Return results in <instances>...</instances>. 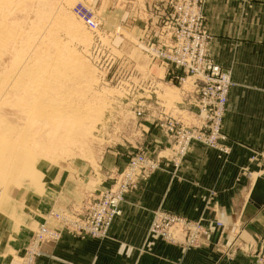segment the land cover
<instances>
[{
    "label": "rangeland",
    "instance_id": "rangeland-1",
    "mask_svg": "<svg viewBox=\"0 0 264 264\" xmlns=\"http://www.w3.org/2000/svg\"><path fill=\"white\" fill-rule=\"evenodd\" d=\"M115 1L0 0V28L9 32L0 42L1 228L17 222L19 213L17 224L26 228L23 213L35 212L41 220L33 226L32 236L46 223L62 230V237L67 233L103 239L112 225L103 237L79 236L67 232L53 213L87 215L95 201L119 186L137 154L173 164L174 140L162 123L194 121L195 106L189 101L195 98L191 91L195 77L163 54H198L204 48L221 66L207 24L208 0H192L191 14L174 12L178 2L190 0H154L148 9V4L137 6L134 15L124 0ZM83 6L91 10L95 27L78 14ZM222 68L232 78V71ZM153 127L161 131L159 150V142L150 139ZM155 172L139 176L137 184ZM136 186L123 193L121 214L125 195ZM157 210L178 219L183 230L173 233L181 248L212 247L227 262L240 257L247 264L264 262V231L215 236L199 219ZM218 221L224 230L225 220L216 225ZM49 256L38 257L35 264Z\"/></svg>",
    "mask_w": 264,
    "mask_h": 264
},
{
    "label": "crops",
    "instance_id": "crops-1",
    "mask_svg": "<svg viewBox=\"0 0 264 264\" xmlns=\"http://www.w3.org/2000/svg\"><path fill=\"white\" fill-rule=\"evenodd\" d=\"M153 1L124 0L131 15L138 12L137 6L148 4V9ZM206 14L220 65L232 71L234 82L222 124L230 152L195 142L178 168L164 160L161 169L125 195L122 214L107 237L66 233L37 264H247L241 257L227 262L212 247L184 249L149 233L153 212L159 208L180 218L199 219L215 236L264 231V208L252 220L244 214L264 171V0H208ZM149 135L159 142L156 150L162 147L159 128L153 127ZM23 218L28 219L26 228L17 224L20 213L17 222L0 227V264H19L32 228L41 220L35 212L23 213ZM219 219L225 220L224 230L216 225Z\"/></svg>",
    "mask_w": 264,
    "mask_h": 264
},
{
    "label": "built area",
    "instance_id": "built-area-1",
    "mask_svg": "<svg viewBox=\"0 0 264 264\" xmlns=\"http://www.w3.org/2000/svg\"><path fill=\"white\" fill-rule=\"evenodd\" d=\"M176 14H191L193 12L192 0L178 2L174 8ZM78 14L91 28L97 25L96 20L91 16V10L85 6L78 9ZM205 32L201 39L204 40ZM200 39V38H198ZM179 70L193 77V94L195 98L189 101L190 106H195L194 121L184 122L181 118L165 120L162 123L165 133L173 138L174 145L171 147L170 161L175 168H178L183 158L189 151L192 144L199 142L211 148L229 153L226 147V135L222 130L223 118L228 102V95L233 84L231 72L223 69L214 63L204 48L198 54H163ZM158 159H153L144 154H137L129 162L119 186L115 190H108L101 198L95 201L89 208L87 215L83 217L70 216L67 214L53 213V217L66 225L67 232L79 236H92L100 238L107 234L114 220L121 214L120 203L123 201V193L136 186L139 176H147L161 169ZM177 220V222H175ZM217 225L223 227L224 223L218 221ZM195 227V226H194ZM192 228L194 232L195 228ZM188 228V229H189ZM183 230L178 226V219L170 217L161 210L153 213V219L149 228L151 235H157L164 240L176 243L177 239L173 231ZM191 232V233H193ZM62 230L50 227L48 224H41L34 232L32 239L25 250L21 264H35L40 256L49 255L48 246L61 240ZM260 260V264H264ZM259 264V262H258Z\"/></svg>",
    "mask_w": 264,
    "mask_h": 264
},
{
    "label": "water",
    "instance_id": "water-1",
    "mask_svg": "<svg viewBox=\"0 0 264 264\" xmlns=\"http://www.w3.org/2000/svg\"><path fill=\"white\" fill-rule=\"evenodd\" d=\"M264 206V175L256 179L250 194L249 202L246 204L244 214L247 218L252 217Z\"/></svg>",
    "mask_w": 264,
    "mask_h": 264
},
{
    "label": "bare ground",
    "instance_id": "bare-ground-1",
    "mask_svg": "<svg viewBox=\"0 0 264 264\" xmlns=\"http://www.w3.org/2000/svg\"><path fill=\"white\" fill-rule=\"evenodd\" d=\"M6 4V3H5ZM19 10V9H18ZM1 21V20H0ZM8 23V22H7ZM5 24V23H4ZM37 24H39V23H37ZM50 24V23H49ZM3 25V24H2ZM0 31H1V34H0V42H2L5 38H7V36H8V33H7V31H5V29H2V28H0ZM13 40V39H12ZM9 42V41H8ZM7 47V46H6ZM43 60V59H42ZM56 60V59H55ZM44 65V64H43ZM58 65V64H57ZM56 64L54 65H51V66H57ZM42 66V65H41ZM21 67H22V65H21ZM49 69V68H48ZM63 70V69H62ZM60 72H61V70H60ZM9 74V73H8ZM15 74V73H14ZM61 75V74H60ZM58 76V75H57ZM50 77H51V75H50ZM62 77V76H61ZM46 78V77H45ZM63 79V78H62ZM2 89H4V88H2ZM1 89V90H2ZM41 91V90H40ZM13 92V91H12ZM42 92H43V89H42ZM6 94H8V93H6ZM3 96V95H2ZM5 100V99H4ZM42 103V102H41ZM37 111V110H36ZM22 113V112H21ZM48 113V112H47ZM53 114V113H52ZM22 141V140H21Z\"/></svg>",
    "mask_w": 264,
    "mask_h": 264
}]
</instances>
